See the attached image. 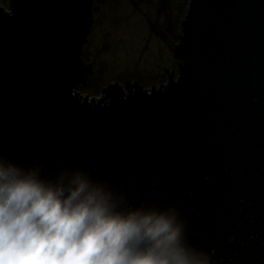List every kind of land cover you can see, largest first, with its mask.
I'll return each instance as SVG.
<instances>
[{"label": "water", "instance_id": "water-1", "mask_svg": "<svg viewBox=\"0 0 264 264\" xmlns=\"http://www.w3.org/2000/svg\"><path fill=\"white\" fill-rule=\"evenodd\" d=\"M94 1L0 6V152L91 170L132 208L175 207L211 264H264V0H189L177 78L90 98Z\"/></svg>", "mask_w": 264, "mask_h": 264}, {"label": "clouds", "instance_id": "clouds-1", "mask_svg": "<svg viewBox=\"0 0 264 264\" xmlns=\"http://www.w3.org/2000/svg\"><path fill=\"white\" fill-rule=\"evenodd\" d=\"M0 264H211V254L188 242L175 207L132 208L91 170L46 175L0 152Z\"/></svg>", "mask_w": 264, "mask_h": 264}, {"label": "rangeland", "instance_id": "rangeland-1", "mask_svg": "<svg viewBox=\"0 0 264 264\" xmlns=\"http://www.w3.org/2000/svg\"><path fill=\"white\" fill-rule=\"evenodd\" d=\"M189 0H95L94 22L82 57L94 73L79 92L103 96L109 83L138 81L145 88L177 78L174 43L183 31ZM0 6L11 10L10 0Z\"/></svg>", "mask_w": 264, "mask_h": 264}, {"label": "bare ground", "instance_id": "bare-ground-1", "mask_svg": "<svg viewBox=\"0 0 264 264\" xmlns=\"http://www.w3.org/2000/svg\"><path fill=\"white\" fill-rule=\"evenodd\" d=\"M1 4V3H0Z\"/></svg>", "mask_w": 264, "mask_h": 264}]
</instances>
